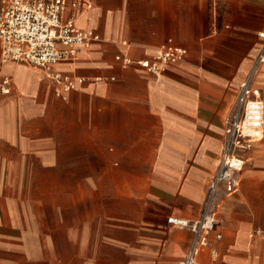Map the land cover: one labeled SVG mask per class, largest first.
<instances>
[{
    "label": "crops",
    "instance_id": "crops-1",
    "mask_svg": "<svg viewBox=\"0 0 264 264\" xmlns=\"http://www.w3.org/2000/svg\"><path fill=\"white\" fill-rule=\"evenodd\" d=\"M66 1L99 36L53 67L71 89L0 57V264H181L194 235L167 219L198 218L253 69L264 106V0ZM167 39L187 55L154 76ZM243 156L197 264H264V112Z\"/></svg>",
    "mask_w": 264,
    "mask_h": 264
},
{
    "label": "built area",
    "instance_id": "built-area-1",
    "mask_svg": "<svg viewBox=\"0 0 264 264\" xmlns=\"http://www.w3.org/2000/svg\"><path fill=\"white\" fill-rule=\"evenodd\" d=\"M82 3L83 0H72L71 6L78 8ZM66 5V0H0V57L3 61L44 69L49 79L64 90H69L73 87L72 79L53 67L60 62L77 60L79 49H89L93 42L99 40V36L89 29L77 28L74 15L66 14ZM259 37L263 42L255 65L264 63V32L259 33ZM186 55L184 48L167 39L155 50L151 59L141 60L138 65L159 76L169 64L183 61ZM122 62L128 65L130 60L124 58ZM254 71L238 86L234 107L226 120V140L219 165L206 188L198 218L167 219V223L186 228L194 235L181 264H197V256L217 224L219 196L227 197L235 192L236 176L242 172L245 164L243 153L262 138L264 106L251 82ZM0 91L9 93L10 79L7 77L2 79ZM216 237L220 238V235Z\"/></svg>",
    "mask_w": 264,
    "mask_h": 264
},
{
    "label": "rangeland",
    "instance_id": "rangeland-1",
    "mask_svg": "<svg viewBox=\"0 0 264 264\" xmlns=\"http://www.w3.org/2000/svg\"><path fill=\"white\" fill-rule=\"evenodd\" d=\"M46 75H47V71H46Z\"/></svg>",
    "mask_w": 264,
    "mask_h": 264
}]
</instances>
